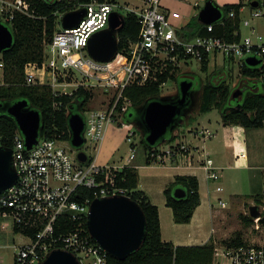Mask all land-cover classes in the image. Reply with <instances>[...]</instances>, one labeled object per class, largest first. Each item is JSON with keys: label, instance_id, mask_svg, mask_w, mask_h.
Returning a JSON list of instances; mask_svg holds the SVG:
<instances>
[{"label": "built area", "instance_id": "built-area-1", "mask_svg": "<svg viewBox=\"0 0 264 264\" xmlns=\"http://www.w3.org/2000/svg\"><path fill=\"white\" fill-rule=\"evenodd\" d=\"M212 1L221 9V17L212 23H202L199 20L201 9L194 17L203 28L193 38H189L186 30L193 17H183L179 11L166 7L162 0H89L77 3L68 12L85 9V15L77 25L64 27L62 18L68 12L59 14L58 28L52 40L47 42L44 39L43 61L25 64L24 82L49 85L55 94H71L80 86L97 87L109 97L101 102H107L105 108L84 111V146L87 141L100 145L107 125L117 118L124 119L130 105L124 96L126 87L157 81L167 71L178 72L183 64L202 66L204 62L210 64L213 60L218 65L219 57H223L238 64L241 75L244 64H248L247 58L255 57L260 62L250 66L262 71L261 79L264 81V36L259 33L242 36V12L249 6L252 18L264 16V0ZM255 1L258 3L256 6L253 5ZM199 5L196 1L194 6ZM227 5L232 8L226 10ZM234 6H239L241 21L233 36L239 35L240 38L229 40L226 35L217 34L216 28L225 26L228 19L235 17ZM113 13L123 17L128 13L137 15L139 35L124 51L129 56L128 60L99 61L89 53L88 45L96 32L110 26ZM18 16L42 18L35 0H0V22L13 34ZM173 19L180 23L175 24ZM244 24L253 27L249 19H245ZM7 72L4 54L0 50V85L7 83ZM77 73L81 77L74 80ZM124 125L129 129L127 137L132 143L135 131L129 127L134 124L125 122ZM198 134L206 139L213 132L202 129ZM2 140L0 135V146H3ZM67 145L68 141L61 138L39 137L38 143L28 148L22 133L14 138L11 148L18 179L12 187L0 193V242L8 244L0 247L13 248L15 264H37L58 247L72 251L80 264H108V254L97 242L91 241L93 236L83 224L84 218L88 219L94 198L125 194L126 189L116 182L124 165L101 164L89 156L86 161H81L78 153ZM188 151L186 143H178L165 151L159 150L156 160L186 156ZM134 157L133 145L129 159ZM205 168L207 178L219 179V174L210 166L205 165ZM82 190L92 191L95 197L90 198ZM217 190L221 191L223 187L217 186ZM260 218H254L256 230L261 229ZM63 219L75 222L74 229L64 232L63 223H60ZM211 264H264V241L253 240L237 246L215 243Z\"/></svg>", "mask_w": 264, "mask_h": 264}, {"label": "trees", "instance_id": "trees-1", "mask_svg": "<svg viewBox=\"0 0 264 264\" xmlns=\"http://www.w3.org/2000/svg\"><path fill=\"white\" fill-rule=\"evenodd\" d=\"M89 0H35L37 10L42 18H31L18 16L14 25V43L12 47L3 51L4 61L7 67V83L0 85V102L3 105L20 100H28L31 107L41 113V138H61L71 140L69 127V116L72 112L78 111L83 116L88 109L89 101L93 98L92 89L83 86L78 87L71 94H55L49 85H28L24 82V67L27 62H42L44 59L43 42L46 39L50 42L57 30L58 17L62 12H68L80 2ZM232 7L227 5L226 10ZM235 17L226 21L225 26L217 27L216 33L226 35L229 40H238L239 35L233 36V31L240 26V9L234 6ZM125 24L118 33V52L115 60H128L129 56L125 49L131 40L138 37L140 23L137 15L128 13L125 17ZM196 18V17H195ZM193 18L186 27L189 38L201 33L203 25L198 19ZM202 70L208 69V62L202 64ZM262 71L258 67L244 64L241 71V79L232 86L226 78L219 77L216 72L201 86L199 97L200 114L211 111L213 108L219 109L223 123L225 125H241L245 128H260L264 126V81L261 79ZM251 76V77H250ZM176 71L160 75L159 80L152 81L144 85H130L125 88L124 96L130 101V105L124 114V121L133 120L143 122L142 111L130 112L142 106L147 101L158 99L162 95L163 83L170 78L177 79ZM246 88L242 99L233 97L236 88ZM123 104V99L120 105ZM190 123L193 117L189 119ZM140 130V129H139ZM177 127L174 132L166 135V143L174 144L180 137ZM141 131V130H140ZM21 133L16 119L11 116L4 107H0V135L3 136L2 145L12 147L15 136ZM141 142L145 149L149 151L146 158L148 164L156 161L159 152L158 146L150 145L143 135ZM132 146L134 145L131 143ZM178 145V144H177ZM189 152V151H188ZM187 152V153H188ZM154 154V155H152ZM151 156H153L151 158ZM117 185L126 189L125 194L136 200L142 206L147 218V235L141 247L132 251L124 260L117 259L111 255H106L108 264H211L214 256V241L202 245H175L170 241H165L162 237V228L159 208L154 204L145 191L139 188L140 177L137 169L133 166H124L116 177ZM176 188H183L185 196L176 197ZM85 195L94 198L90 190H82ZM83 194V192L81 193ZM167 205L172 208L174 220L177 223H189L196 208L201 204L200 185L198 177L195 175H177L174 180L164 189ZM262 198V197H261ZM256 203L260 202L259 197ZM264 204V203H263ZM240 218L245 225H252L254 218L250 215L240 214ZM66 221V224H65ZM63 231L73 230L76 223L70 220H61ZM261 225L264 226V209L260 218ZM83 226L88 231V219L84 218ZM89 233V232H88ZM91 241L96 242L93 237ZM226 245L237 246L245 243L242 230H235L232 235L222 241Z\"/></svg>", "mask_w": 264, "mask_h": 264}, {"label": "water", "instance_id": "water-1", "mask_svg": "<svg viewBox=\"0 0 264 264\" xmlns=\"http://www.w3.org/2000/svg\"><path fill=\"white\" fill-rule=\"evenodd\" d=\"M258 3H253L256 6ZM85 9L78 12H68L62 18L64 27H72L79 23L85 15ZM222 15L221 9L207 0L199 15L202 23H212ZM125 24V18L113 13L110 18V26L96 32L90 39L89 53L99 61H111L118 52V33ZM14 35L8 26L0 22V50L5 51L12 47ZM249 65L260 62L255 57H248ZM194 82L183 79L179 83V91L175 95L161 96L158 99L147 101L140 107L130 112L142 111L143 122L133 120L132 123L142 131L150 145H156L166 140V135L183 122L187 114L186 106L188 98L192 96ZM13 116L24 136L26 146L31 148L38 143L41 129V113L30 106L28 100L20 99L10 105H3ZM131 123V122H129ZM85 120L78 111L69 116L71 131V143L81 149L85 143L83 136ZM78 158L86 161L88 155L84 150L78 152ZM18 179V173L14 164L13 150L11 147L0 146V193L12 187ZM176 197L185 196L183 188H176ZM253 218L260 215L257 205L250 207ZM88 229L101 249L117 259L124 260L129 253L139 249L147 235L146 214L136 200L127 194H117L107 197H96L90 205L88 214ZM37 264H80L78 257L70 250L61 247L52 249L46 257Z\"/></svg>", "mask_w": 264, "mask_h": 264}, {"label": "rangeland", "instance_id": "rangeland-1", "mask_svg": "<svg viewBox=\"0 0 264 264\" xmlns=\"http://www.w3.org/2000/svg\"><path fill=\"white\" fill-rule=\"evenodd\" d=\"M196 1L199 2L200 4L199 6H194ZM206 1L207 0H162V3L166 7L170 8L171 10L179 11L183 15V17L190 19L191 17L195 18L194 15L196 13H199V11L204 7ZM215 1L219 3H225L226 1H229V0H215ZM242 19H243L242 21V36L243 37L247 35L255 36L256 33L262 34L264 36V16L252 18L250 7L247 6L242 12ZM245 19L250 20L251 25L253 26L252 28L244 24ZM173 21L175 24L180 23L176 19H173ZM201 67L202 66L197 63L183 64L179 68V71L177 72L178 74L177 79L170 78L168 81L164 83L162 87L161 95L162 96L175 95L176 93H178L179 83L183 79V77L187 75L193 76L195 78L196 81L193 85V89L194 88L198 89L199 94L201 92V86L205 84L213 76L215 72L217 75L216 77L217 80L219 79V77L226 78L228 82L232 84V86L238 83L241 79V75H239V71H240L239 65L236 63H232L230 62V60L224 59L223 57H219L218 65H215V62L211 60V63L208 64V69L205 72L202 70ZM80 77L81 76L77 73V75H75L74 77L75 78L74 80H77ZM72 88H74V86H72ZM96 88L97 87L92 88L94 96L89 101L88 109H93V108L103 109L105 108L107 104V102H105L104 104H102L101 102L103 99H107L109 97L106 96L102 92V90L96 89ZM195 106H194L195 110L193 111L194 114L198 113L199 99H198L197 105ZM218 113L220 112L217 110V108H215L208 114L203 113L204 115L202 114L201 117L208 116L210 118H213V116ZM218 115L219 117H221V114H218ZM125 122L126 121H124V119L121 120L120 118H117L115 122L108 124L105 129L104 140L100 144L101 146L99 145V143L95 145L93 142L87 141L86 145H84L81 149L82 150L84 149L87 152L89 159L94 158L97 155V161L99 163H106L108 161H111L112 158L114 157L121 158V157L126 156L132 144H131V141L127 137V133L129 129L125 128V125H124ZM192 125L199 126L197 122L193 123ZM129 128L135 131V135L132 136V140H133L132 143L135 146V153H138V158L136 162H139L142 159L145 160V157H147L148 155H147V152L145 150L143 143L141 142L143 134L136 125H133ZM203 129H206V128H203ZM262 131L263 129L261 130V134L258 136H256L255 130L254 132H252V134L254 135L251 134L252 136L250 138V145H251L252 155L253 153L256 154L257 152L258 153L264 152V140L262 139L264 132ZM210 139H207V141ZM194 142H196V140ZM168 144L169 143L165 142V144L159 145L160 147L159 150L160 149L162 150L165 147L169 148L170 146L168 147L167 146ZM175 145L176 144H174V147ZM67 146L74 149L77 153L80 151L79 148H76L72 145L71 141L68 142ZM99 146H100V149H99ZM152 157L153 156H151V158ZM158 171H159L158 166L142 167L141 168V175H142L141 176V186L148 187L149 185H152L156 181V175ZM263 173H264L263 170L247 171L244 169L239 170V171H227V172L224 171V176H222L221 179H219L218 181L212 182V189L213 191H215L218 185L223 187V191L217 192V194L220 198H222L223 201L226 202V207L222 208V205L219 203L218 197L213 198L210 201L213 202V210L215 211L214 213H216V216L217 218H219V220H222L225 227L219 220L213 221V214L211 211L212 207L210 206L211 202L207 201V198L205 197V193H204L203 204L198 209V212H197V215L200 218L198 222L200 227H197V222H194V224L196 225V228L210 229L211 227L216 225L215 228L217 232L229 233L233 229L242 230L245 235L244 237L246 241H253L256 239H261L264 241V226L263 225L260 224L261 230L258 231L254 228L253 224L245 225L240 218V214H243L244 210L249 211L247 202L251 203L255 201L253 200L254 195L249 196V194L250 193H253V194H256V193L263 194L264 193ZM204 190L206 191V189ZM242 199H244L243 203L246 202V205H242V202H240V200L242 201ZM261 208L263 210L264 206ZM254 224H255V221H254ZM226 228H230V229L227 230ZM180 229L175 230L174 234L175 235L181 234ZM166 234H167L166 238H170V236H172V235H169L168 233ZM16 243H19V241L17 240ZM0 245H8V244H6L5 242H0ZM0 264H15L13 260V248L12 247L10 246L0 247Z\"/></svg>", "mask_w": 264, "mask_h": 264}, {"label": "crops", "instance_id": "crops-1", "mask_svg": "<svg viewBox=\"0 0 264 264\" xmlns=\"http://www.w3.org/2000/svg\"><path fill=\"white\" fill-rule=\"evenodd\" d=\"M235 90L236 92L234 93L233 97H239V99H242L244 92L238 91L237 88ZM199 97L200 94L197 97V102L195 105H197ZM194 110L195 109L193 107L190 111H188L186 116L184 117L183 122L179 124L178 131L180 132V137L175 143H173V144L186 143L189 146V152L186 156H178V157L176 156L174 159L167 158L165 161L156 160L148 164V162H146L147 157H145V160L142 159L141 161L136 162L138 158V153H135L134 158L129 159L131 154V148H130L126 156L121 158L119 157L115 158L113 155L114 158H112L111 161H108L106 163H101V164L120 165V166L122 165L133 166L137 169L140 177L139 188L145 191L146 194L149 196L150 200L154 204H156L159 208L162 237L165 241H170L175 245H202L210 241H214V243H219L220 241V243H223L222 241L230 237L236 229L232 228L233 229L231 231L232 233L231 232L221 233V232H217L215 228L216 225H214L210 229H202V228H196V225L194 224V222H197V227H200L198 223L200 218L197 215V212L198 209L203 204L204 193H205V197L207 198V201L209 202H211L210 201L211 199L218 197L219 203L222 205V208H225L226 202L223 201L222 198H220L217 194V192H222L223 190L219 191L217 190L216 187L215 191H213L212 182L221 179L222 176H224V171L225 172L239 171L243 169L247 171L249 170L264 171V152L262 153L257 152L256 154L253 153L252 155L251 145H250V138L252 135H254L252 134V132H254L255 130L256 132L255 134L256 136H258L261 134L262 129H263L262 132H264V126L260 128H245L241 125H225L223 123L222 116L219 117L218 115L221 113H218L214 115L213 118H210L208 116L201 117L203 113L200 114L198 112L194 114L193 112ZM217 110L219 111V109ZM209 112L206 113L208 114ZM190 117H193V121L191 123L189 121ZM218 117L221 119H219ZM195 122H197L199 126L196 125L193 126L192 124ZM203 128L209 129L213 132V135L210 137L211 139L210 138L204 139L200 134H198L197 131H200ZM207 139L210 140L207 141ZM262 139L264 140V135L262 136ZM195 140L196 142H194ZM162 144H165V142L161 143L160 145ZM167 146L171 147V144H168ZM158 148L160 147L158 146ZM167 149L168 148L165 147L164 149H162V151H165ZM145 150L148 155V150L147 149ZM94 158L97 159V155ZM205 165L210 166L212 171L213 170L216 171L219 174V179L214 180L211 178H207V169L205 168ZM148 166H158L159 171L156 175V181L152 185H149L148 187H142L141 168ZM186 174L195 175L198 177L199 185H200L201 204L196 208L194 215L189 223H177L174 220L172 208L167 205L164 189L174 180V178L177 175H186ZM204 189H206V191ZM252 195H254L253 200L255 201L251 203L247 202L249 211L244 210V213L245 215L251 216L250 207L255 204L258 206V211L260 213L259 216H261L262 213L261 207L264 206L263 204L264 193L249 194V196ZM258 197L260 199V202L257 204L256 199ZM243 201L244 199H242V201L240 200V202H242V205H246V202L243 203ZM210 206L212 207L211 211L213 214V221L219 220V218H217L216 216V213H214L215 211L213 210V202L210 203ZM219 221L223 224L222 220ZM179 229L181 231L180 232L181 234L175 235L174 234L175 230H179ZM226 229L228 230L230 228H226ZM166 233L172 236H170V238H166L167 235ZM256 240H261V239H256ZM245 242L248 241L245 240Z\"/></svg>", "mask_w": 264, "mask_h": 264}, {"label": "flooded vegetation", "instance_id": "flooded-vegetation-1", "mask_svg": "<svg viewBox=\"0 0 264 264\" xmlns=\"http://www.w3.org/2000/svg\"><path fill=\"white\" fill-rule=\"evenodd\" d=\"M183 79L191 80V81H193L194 83H195V81H196L195 78H194L193 76H189V75L183 77ZM183 79H182V80H183ZM237 89H238V91H243V92L246 90V88L243 87V85H242V88H241V85H240V87L237 88ZM198 95H199V90L196 89V88H194L193 91H192V96H190V97L188 98L189 103H188V105L186 106L187 111H190V110L194 107V105H195L196 102H197V97H198ZM80 150H82V149H80Z\"/></svg>", "mask_w": 264, "mask_h": 264}, {"label": "clouds", "instance_id": "clouds-1", "mask_svg": "<svg viewBox=\"0 0 264 264\" xmlns=\"http://www.w3.org/2000/svg\"><path fill=\"white\" fill-rule=\"evenodd\" d=\"M132 123V122H131Z\"/></svg>", "mask_w": 264, "mask_h": 264}]
</instances>
